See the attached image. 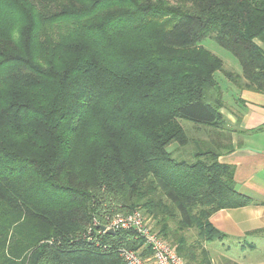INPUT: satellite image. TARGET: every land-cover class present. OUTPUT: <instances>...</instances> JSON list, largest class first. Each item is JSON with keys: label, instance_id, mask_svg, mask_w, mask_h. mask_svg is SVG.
Returning a JSON list of instances; mask_svg holds the SVG:
<instances>
[{"label": "trees", "instance_id": "16d2710c", "mask_svg": "<svg viewBox=\"0 0 264 264\" xmlns=\"http://www.w3.org/2000/svg\"><path fill=\"white\" fill-rule=\"evenodd\" d=\"M216 71L264 93V0H0V264H124L141 238L94 225L118 206L210 264L209 217L254 203L218 160L234 145ZM189 144L193 161L174 157Z\"/></svg>", "mask_w": 264, "mask_h": 264}, {"label": "crops", "instance_id": "0c3cea01", "mask_svg": "<svg viewBox=\"0 0 264 264\" xmlns=\"http://www.w3.org/2000/svg\"><path fill=\"white\" fill-rule=\"evenodd\" d=\"M234 93L235 104L220 110L234 149L218 160L233 167L235 189L254 203L214 212L209 221L223 237L202 245L210 264H264V93Z\"/></svg>", "mask_w": 264, "mask_h": 264}, {"label": "built area", "instance_id": "2783aa9c", "mask_svg": "<svg viewBox=\"0 0 264 264\" xmlns=\"http://www.w3.org/2000/svg\"><path fill=\"white\" fill-rule=\"evenodd\" d=\"M106 222H94L96 232L105 233L107 230H132L143 241L144 248L120 247L118 254L124 264H185L175 249L153 229L139 209L128 213H115L106 217ZM98 225L105 226L104 230ZM92 239V238H91Z\"/></svg>", "mask_w": 264, "mask_h": 264}, {"label": "rangeland", "instance_id": "374dc122", "mask_svg": "<svg viewBox=\"0 0 264 264\" xmlns=\"http://www.w3.org/2000/svg\"><path fill=\"white\" fill-rule=\"evenodd\" d=\"M200 45L203 48H206L207 50H209L211 53H213L218 58H220L222 60V63H223V68L226 71H231V73L234 75L236 74V76H239L240 74H242V69H241V65H240L239 61L228 50H226L225 48H223L222 46L217 44L213 39H211L209 37L204 38L200 42ZM213 75H214L215 80L218 82V84L221 88L222 100H223V102H225V105L223 104L222 107L224 108L223 111L226 112L227 109H229L231 106H233L235 104L233 101V98H234L233 94L235 95L234 92H237L238 89H240V88L235 83H233L231 80L226 78L220 71L214 72ZM240 82H242V79H240ZM178 121L187 130L188 135H190L193 139L209 140V138L213 137L214 129L211 127H206L203 125L194 124V123L187 121L185 119H182V118L178 119ZM222 128L225 130V132H227L225 134L228 135V133H230L231 138H232L233 130L225 127V125ZM173 146H175V144H171L169 146V150ZM177 149L178 150H176V151L173 150L175 158L184 159L187 161H193L192 149H194V148L192 147L191 144H189L183 148H180V149L177 148ZM141 210H143L144 216L149 221V224L152 225V229H153V223L154 222L152 220V217L150 215L146 214L144 209H141ZM114 211H116L117 213H125V212H130L131 210L130 211H121L120 207L118 206V207H116V209ZM106 220H107L106 217H103L102 219H100L101 223H105ZM193 234H194V230L188 231V236H190L194 240L195 237L193 236ZM190 237H189V239H190ZM136 245H137V248H144V243L141 239H140V241H138V243Z\"/></svg>", "mask_w": 264, "mask_h": 264}, {"label": "water", "instance_id": "95a60500", "mask_svg": "<svg viewBox=\"0 0 264 264\" xmlns=\"http://www.w3.org/2000/svg\"><path fill=\"white\" fill-rule=\"evenodd\" d=\"M98 228H100L101 230H104L105 229V226L98 225ZM107 232H112V229L107 230Z\"/></svg>", "mask_w": 264, "mask_h": 264}]
</instances>
